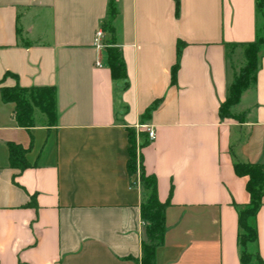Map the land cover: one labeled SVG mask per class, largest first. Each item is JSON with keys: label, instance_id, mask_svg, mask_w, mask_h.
<instances>
[{"label": "crops", "instance_id": "obj_1", "mask_svg": "<svg viewBox=\"0 0 264 264\" xmlns=\"http://www.w3.org/2000/svg\"><path fill=\"white\" fill-rule=\"evenodd\" d=\"M110 1L125 80L93 44ZM178 3L0 0V88L54 86L57 107L55 125L35 109L26 129L0 96V264H139L140 164L168 201L155 264H241L236 206L249 194L233 161L264 163V46L255 84L230 109L243 117L221 119L219 105L232 79L227 44L253 41L261 19L255 0ZM145 126L154 138L141 145ZM8 143L28 149V167L10 166ZM256 226L264 264V195Z\"/></svg>", "mask_w": 264, "mask_h": 264}, {"label": "trees", "instance_id": "obj_2", "mask_svg": "<svg viewBox=\"0 0 264 264\" xmlns=\"http://www.w3.org/2000/svg\"><path fill=\"white\" fill-rule=\"evenodd\" d=\"M175 9L178 10V0H174ZM255 11L261 19L259 33L253 41L244 43L227 44V60L231 49L239 47L243 57V64L232 73V79L227 85L226 96L219 105V116L223 118H234L230 109L236 105L242 94L252 87L256 82V74L259 67V51L264 46V0H255ZM116 10L113 1L108 8V22L104 29L109 33L110 44L103 48L104 62L110 70L114 81L125 80V65L121 57L120 49L113 42L114 29L112 19ZM181 44H177V58L171 69V81L176 83V72L179 65V54ZM10 73L8 72V75ZM2 101L14 105L13 118L20 127L29 129L34 125V110L38 109L46 117L48 125H55L57 120L56 89L54 86H31L22 87L18 84L13 86H2L0 88ZM156 100L148 107L141 116L142 121L150 118L151 112L157 107ZM143 135V145L147 142V135ZM135 131L127 129L128 159L126 168L128 175L136 172V141ZM10 166L23 170L29 166L26 160L28 149L16 143H8ZM140 169V185L145 194L140 204V218L142 221L141 258L139 264H155L156 248L163 244L166 231L165 209L168 201H160L157 193V182L154 174H147L142 165ZM233 169L237 176L245 177V189L249 194V201L243 205H237V245L239 248V259L241 264H263L256 249L257 226L256 216L262 205L264 195V163H250L239 161L234 158Z\"/></svg>", "mask_w": 264, "mask_h": 264}, {"label": "built area", "instance_id": "obj_3", "mask_svg": "<svg viewBox=\"0 0 264 264\" xmlns=\"http://www.w3.org/2000/svg\"><path fill=\"white\" fill-rule=\"evenodd\" d=\"M106 33L103 27H98L94 33V41L93 44L96 48L98 49H103L108 43L106 39ZM97 66H101L102 63L100 60L96 61ZM146 128V133H147V138L149 140L154 138V131L150 126H145Z\"/></svg>", "mask_w": 264, "mask_h": 264}, {"label": "rangeland", "instance_id": "obj_4", "mask_svg": "<svg viewBox=\"0 0 264 264\" xmlns=\"http://www.w3.org/2000/svg\"><path fill=\"white\" fill-rule=\"evenodd\" d=\"M264 37V32H261ZM243 57L241 54V49L239 47H235L230 51V57L228 60V71L231 75L233 72L237 71V69L243 64ZM236 110V109H235ZM243 117L242 113L234 114V119L240 120Z\"/></svg>", "mask_w": 264, "mask_h": 264}]
</instances>
